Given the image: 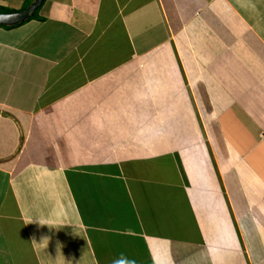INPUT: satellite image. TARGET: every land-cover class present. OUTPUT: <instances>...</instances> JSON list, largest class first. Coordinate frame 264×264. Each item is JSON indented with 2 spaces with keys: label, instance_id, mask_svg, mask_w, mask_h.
Here are the masks:
<instances>
[{
  "label": "crops",
  "instance_id": "0c3cea01",
  "mask_svg": "<svg viewBox=\"0 0 264 264\" xmlns=\"http://www.w3.org/2000/svg\"><path fill=\"white\" fill-rule=\"evenodd\" d=\"M120 253L264 264V0H42L0 25V264Z\"/></svg>",
  "mask_w": 264,
  "mask_h": 264
},
{
  "label": "water",
  "instance_id": "95a60500",
  "mask_svg": "<svg viewBox=\"0 0 264 264\" xmlns=\"http://www.w3.org/2000/svg\"><path fill=\"white\" fill-rule=\"evenodd\" d=\"M42 0H32L25 8L15 12H0V25L11 26L26 20Z\"/></svg>",
  "mask_w": 264,
  "mask_h": 264
},
{
  "label": "clouds",
  "instance_id": "9594fccd",
  "mask_svg": "<svg viewBox=\"0 0 264 264\" xmlns=\"http://www.w3.org/2000/svg\"><path fill=\"white\" fill-rule=\"evenodd\" d=\"M41 224H46L39 221ZM112 264H136L135 260L127 257L124 253H120L117 258L112 261Z\"/></svg>",
  "mask_w": 264,
  "mask_h": 264
},
{
  "label": "trees",
  "instance_id": "16d2710c",
  "mask_svg": "<svg viewBox=\"0 0 264 264\" xmlns=\"http://www.w3.org/2000/svg\"><path fill=\"white\" fill-rule=\"evenodd\" d=\"M28 2L21 9H18V10L17 9H12V8H7V7H4V6H0V12H15V11L22 10L23 8H25L27 6ZM36 13H37V8L33 12L30 13V15H29V17L27 19L36 16Z\"/></svg>",
  "mask_w": 264,
  "mask_h": 264
}]
</instances>
